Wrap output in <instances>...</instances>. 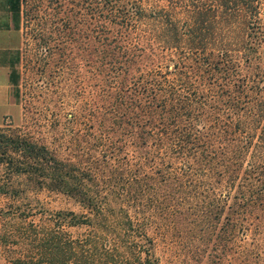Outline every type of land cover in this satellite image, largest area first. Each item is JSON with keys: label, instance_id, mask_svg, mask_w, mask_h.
<instances>
[{"label": "trees", "instance_id": "trees-1", "mask_svg": "<svg viewBox=\"0 0 264 264\" xmlns=\"http://www.w3.org/2000/svg\"><path fill=\"white\" fill-rule=\"evenodd\" d=\"M21 1L3 2L13 28ZM34 1L37 45L50 23L59 50L87 16L99 89L85 134L73 110L55 143L0 128V192L13 196L19 176L23 194L52 191L80 208H0V250L14 264H157L154 234L177 230L205 248L214 240L208 264H226L227 247V264H259L257 250L235 251L247 208L264 211L259 0ZM243 61L257 68L251 84Z\"/></svg>", "mask_w": 264, "mask_h": 264}, {"label": "rangeland", "instance_id": "rangeland-1", "mask_svg": "<svg viewBox=\"0 0 264 264\" xmlns=\"http://www.w3.org/2000/svg\"><path fill=\"white\" fill-rule=\"evenodd\" d=\"M3 2L4 0H0V128L3 131L19 129L32 138L55 143L54 141L59 142L55 136L64 139L69 135L70 130L66 120L69 111L73 110L78 115V123L76 122L78 133H87L88 130L90 131L87 120L88 108L96 105L99 89L98 77L95 74L97 53L95 51L91 54L92 49L88 44L93 33L84 25L87 16H82V20L79 13H75L80 17L77 22L79 25L75 28L70 24L72 28L69 33L63 35L65 38L61 41L58 50L52 46L54 33L50 23L46 27V41L42 46L36 43L35 33L39 30V26L31 10L34 0L21 1L17 28L12 27L10 14ZM258 16L259 33L262 32L264 35V0H259ZM250 35L248 33L247 38H250ZM55 51L58 56L54 54ZM15 54L17 61L14 67L17 76L16 84L13 85L9 82L8 76L4 75L9 71L8 60L13 59ZM263 64L262 58V63H259V81H264ZM238 67L241 73L245 74L246 83L251 84V77L256 79L258 74L255 73L256 67L247 66L245 63ZM263 123L264 114L259 117V128ZM5 176L0 164V183ZM20 183L19 176L15 182H12L13 196L8 197L0 192V208L11 207V211L16 213L25 205H28L32 211H38L40 208L47 210L70 208L75 211L80 209L71 198L60 193L29 191L25 195L19 189ZM245 213L244 234L239 235L237 239L236 256L239 255L240 249L250 251L246 254L251 257L257 250L259 264H264V211L260 207L249 211L248 207ZM192 236L177 230L154 234L157 264H208L209 256L218 255L216 253L219 250L218 248L216 250L214 240H211L205 248L201 239ZM227 244L229 245L228 242ZM221 253L222 261L227 264V259L231 255L229 247L225 249V253L223 251ZM0 264L14 263L0 250Z\"/></svg>", "mask_w": 264, "mask_h": 264}, {"label": "crops", "instance_id": "crops-1", "mask_svg": "<svg viewBox=\"0 0 264 264\" xmlns=\"http://www.w3.org/2000/svg\"><path fill=\"white\" fill-rule=\"evenodd\" d=\"M8 75V72H7V74H5L4 76H7ZM4 98H5V95H4ZM4 98H3V100H4Z\"/></svg>", "mask_w": 264, "mask_h": 264}]
</instances>
